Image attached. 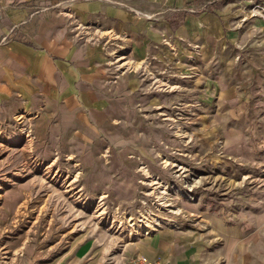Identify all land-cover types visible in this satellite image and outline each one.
Listing matches in <instances>:
<instances>
[{"label": "rangeland", "instance_id": "1", "mask_svg": "<svg viewBox=\"0 0 264 264\" xmlns=\"http://www.w3.org/2000/svg\"><path fill=\"white\" fill-rule=\"evenodd\" d=\"M163 10L171 27L190 15L219 14L230 37L222 59L205 65L201 43L181 41L180 51L170 35L163 38L180 68L162 69L158 87L170 91L165 79L172 75L183 87L165 112L170 117L162 116L170 118L162 137L176 141L162 143L170 159L159 156L158 166L169 172L141 161L136 195L119 205L91 184L80 164L45 154L33 119L17 114L0 126V264H130V247L146 231L214 227L217 233L240 220L243 234H250L245 223L264 217V0H185ZM103 37H110L114 77L140 70L127 33ZM234 92L244 93L245 108H236L228 96ZM151 179L159 186L146 184Z\"/></svg>", "mask_w": 264, "mask_h": 264}, {"label": "crops", "instance_id": "2", "mask_svg": "<svg viewBox=\"0 0 264 264\" xmlns=\"http://www.w3.org/2000/svg\"><path fill=\"white\" fill-rule=\"evenodd\" d=\"M184 1L0 0V126L24 113L33 119L45 154L80 164L91 184L112 193L119 205L133 200L138 164L169 172L158 166L159 156H173L162 143H176L163 138L162 130L170 120L165 112L183 87L177 76H167L171 90L163 92L158 81L164 78L158 76L166 66L178 70L180 58L163 43L164 36L180 51H185L181 41L201 43L204 65L222 59L229 42L216 13L167 24L164 7ZM108 33L129 35L138 72L114 77L110 37H103ZM234 93L228 96L236 108H245L244 93ZM239 221L237 228L217 233L214 227H161L130 249L151 264H264V217L245 223L250 234H243Z\"/></svg>", "mask_w": 264, "mask_h": 264}, {"label": "bare ground", "instance_id": "3", "mask_svg": "<svg viewBox=\"0 0 264 264\" xmlns=\"http://www.w3.org/2000/svg\"><path fill=\"white\" fill-rule=\"evenodd\" d=\"M124 59V58H123ZM130 64H131V62H130ZM122 65H124V64H122ZM125 66V65H124ZM129 66V65H128ZM134 66V65H133ZM120 67V66H119ZM139 67V66H138ZM134 68V67H133ZM137 69V68H136ZM158 84H163L164 85V83L162 82V81H160V83H158ZM159 86V85H158ZM168 86V85H167ZM157 89V88H156ZM167 163H168V161H167ZM148 178H149V176H147ZM146 184H148L149 186L150 185H155V184H158V186H159V183H158V181H156V180H150L149 182H146ZM157 186V185H156ZM154 187V186H152V188H153V191H151V193L152 192H155L154 190H157L158 189V186L157 187ZM159 190V189H158ZM154 194V193H153ZM159 200L162 202V204L164 205L163 207H169L170 206V204L169 203H166L165 201H167L166 200V198L163 196V195H161L160 197H159ZM149 215V214H148ZM153 219V218H152ZM147 221H148V219H147ZM150 221V220H149ZM154 221V220H153ZM145 222V221H144ZM150 225V224H149Z\"/></svg>", "mask_w": 264, "mask_h": 264}, {"label": "built area", "instance_id": "4", "mask_svg": "<svg viewBox=\"0 0 264 264\" xmlns=\"http://www.w3.org/2000/svg\"><path fill=\"white\" fill-rule=\"evenodd\" d=\"M146 172V171H143ZM145 175V174H144ZM146 176V175H145ZM155 230V229H154ZM152 232V230L150 232L146 231V235H149ZM130 264H151L145 257L142 256H135L130 260Z\"/></svg>", "mask_w": 264, "mask_h": 264}]
</instances>
